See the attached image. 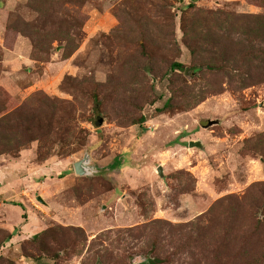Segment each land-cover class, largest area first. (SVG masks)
<instances>
[{
	"label": "rangeland",
	"instance_id": "1",
	"mask_svg": "<svg viewBox=\"0 0 264 264\" xmlns=\"http://www.w3.org/2000/svg\"><path fill=\"white\" fill-rule=\"evenodd\" d=\"M149 260L264 264V0H0V264Z\"/></svg>",
	"mask_w": 264,
	"mask_h": 264
},
{
	"label": "trees",
	"instance_id": "2",
	"mask_svg": "<svg viewBox=\"0 0 264 264\" xmlns=\"http://www.w3.org/2000/svg\"><path fill=\"white\" fill-rule=\"evenodd\" d=\"M172 69L184 70V65H182L180 63H175L172 65ZM142 122H144V121H142ZM14 205L22 207V205H18V204H14ZM23 218L26 219L25 215H23ZM141 264H156V262H154L153 260H149V261L143 262Z\"/></svg>",
	"mask_w": 264,
	"mask_h": 264
},
{
	"label": "water",
	"instance_id": "3",
	"mask_svg": "<svg viewBox=\"0 0 264 264\" xmlns=\"http://www.w3.org/2000/svg\"><path fill=\"white\" fill-rule=\"evenodd\" d=\"M209 124L212 125V122H210ZM191 146L193 147V146H194V143H191ZM196 146H199V144L196 143ZM81 164H82V163H78V164L76 165V167H77L79 173H81V172H80V165H81ZM159 172L162 173L161 169H160Z\"/></svg>",
	"mask_w": 264,
	"mask_h": 264
},
{
	"label": "crops",
	"instance_id": "4",
	"mask_svg": "<svg viewBox=\"0 0 264 264\" xmlns=\"http://www.w3.org/2000/svg\"><path fill=\"white\" fill-rule=\"evenodd\" d=\"M75 165H77V163H76ZM3 188H4V187H3Z\"/></svg>",
	"mask_w": 264,
	"mask_h": 264
},
{
	"label": "bare ground",
	"instance_id": "5",
	"mask_svg": "<svg viewBox=\"0 0 264 264\" xmlns=\"http://www.w3.org/2000/svg\"><path fill=\"white\" fill-rule=\"evenodd\" d=\"M78 163H81V162H78Z\"/></svg>",
	"mask_w": 264,
	"mask_h": 264
}]
</instances>
